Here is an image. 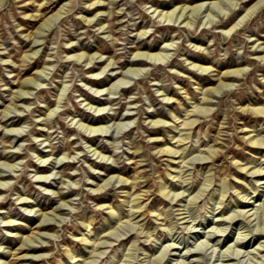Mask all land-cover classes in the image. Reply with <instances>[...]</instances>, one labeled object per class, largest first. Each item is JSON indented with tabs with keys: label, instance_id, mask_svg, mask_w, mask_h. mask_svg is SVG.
Returning a JSON list of instances; mask_svg holds the SVG:
<instances>
[{
	"label": "rangeland",
	"instance_id": "obj_1",
	"mask_svg": "<svg viewBox=\"0 0 264 264\" xmlns=\"http://www.w3.org/2000/svg\"><path fill=\"white\" fill-rule=\"evenodd\" d=\"M0 1V114L12 108L0 123V164H17L3 172L8 177L3 180L7 188L0 193V264H63L70 255L76 257L71 264L86 259L94 264H127L134 255L131 264H264V145L249 143L264 137V115L243 111L264 107V61L257 58L264 53L254 50L257 43L258 50L264 47V4L247 15L242 11L257 0L249 6L242 0L223 5L221 0H188L190 7L218 3L203 9L195 24L188 25V20H167L160 14L186 4L184 0ZM61 9L64 12L39 39L43 45L35 47L36 31ZM143 31L147 34L139 38ZM172 39L175 44L165 52L167 58L135 67L146 72L114 77L132 67L136 52H147L148 47L159 52ZM36 50L35 58L25 62L24 56ZM83 53L96 57L91 68L84 59L72 57ZM107 59L116 64L96 79ZM191 63L213 71L205 75L190 70ZM239 68L246 69L240 79L225 80L231 86L223 87L213 104L201 105L206 103L204 92L218 88L225 71ZM34 78L30 99L18 103L14 97L21 84ZM117 79L123 82L112 93L96 92L110 88ZM92 100L107 109L101 113L90 109ZM197 105L212 111L191 117L195 124L181 131L186 114ZM127 113L133 114L131 125L112 126L114 115ZM9 117H14L8 122H16L15 126L5 124ZM97 117L104 119L101 125H111L109 132L94 134L87 128L86 119ZM42 119L47 120L44 127ZM158 119L165 124L152 127L150 122ZM8 129L22 135L14 138L6 134ZM185 133L189 139L179 142ZM167 147L179 151L177 156L185 148L184 158L157 153ZM210 148L219 150L218 156L203 160ZM95 149L105 157L94 155ZM47 157L50 160L42 162ZM45 175H51L52 187L38 183V177ZM118 176L127 180L125 187L115 182ZM111 177L114 184L92 192ZM223 181L230 189L221 199ZM164 184L169 199L179 194L171 204L159 190ZM138 197L139 212H130L128 203ZM24 198L31 204L23 205ZM62 202L67 206L58 211ZM108 205L122 210L113 232L118 238L102 227ZM43 214L53 220L40 229ZM11 220L16 225L8 227ZM135 222L139 226L131 230L127 223ZM37 233L45 235L46 248L19 250L24 239ZM87 234L96 248L105 243L94 254H89L93 247L80 241Z\"/></svg>",
	"mask_w": 264,
	"mask_h": 264
},
{
	"label": "bare ground",
	"instance_id": "obj_2",
	"mask_svg": "<svg viewBox=\"0 0 264 264\" xmlns=\"http://www.w3.org/2000/svg\"><path fill=\"white\" fill-rule=\"evenodd\" d=\"M59 1V0H58ZM181 2V0H178V2ZM243 2L241 3V4H244V5H246V6H249L253 1H256V0H242ZM114 2H115V0H114ZM166 2V1H165ZM184 2H186V4H182V6H178V7H176L175 9H173L172 11H167V12H165V11H161V15L163 16V18H166L167 20L169 19V20H173V19H175V20H177V21H181L182 20V22H184L185 20H188V21H186L187 22V24L188 25H193V23L195 22V18H197V16H199L201 13H203L202 12V10L203 9H207V10H210V8H209V6H211L212 5V7L214 8V6L213 5H215L216 6V4H218V3H222V5L223 4H227V2H229V0H221L220 2H218V3H216V2H210V3H207V2H202V3H200V4H198V5H196V6H192V7H190L189 5H187V3H188V0H184ZM233 2V1H232ZM230 3V2H229ZM235 3V2H234ZM0 4H1V1H0ZM98 4V2H95V3H93L92 5H97ZM260 4H264V0H257V2L254 4V5H252L251 7H249V8H247V9H245L244 11H242V12H245L247 15L248 14H250L252 11H255V9L260 5ZM234 5V4H233ZM170 5H167V7H169ZM235 6L237 7V6H239V3H235ZM262 6V5H261ZM98 7V6H97ZM219 7V6H218ZM100 8V7H99ZM212 9V8H211ZM220 9V8H219ZM221 10V9H220ZM157 11V10H156ZM212 11V10H211ZM222 11H224V10H222ZM258 11V10H257ZM256 11V12H257ZM64 12V10L63 9H61L58 13H56L55 15H53V16H51L50 18H48L43 24H41V26L39 27V29L36 31V33H35V35H36V37H35V41H34V45H35V47H37V46H41V45H43L42 43H41V40H39L40 38H42L43 36H44V31H46L47 29H48V27H49V25L52 23V21L54 20V19H56V18H58V17H60L61 16V14ZM87 12V11H86ZM96 12V11H95ZM158 12V11H157ZM206 12V11H205ZM209 12V11H208ZM216 12H218V10L216 11ZM97 13V12H96ZM212 13V12H211ZM219 13V12H218ZM94 14V13H93ZM213 15V14H212ZM161 16V17H162ZM210 16V14L208 15V17ZM215 16V15H214ZM250 16V15H249ZM246 17V15L244 16V18ZM201 18V17H200ZM243 18V19H244ZM105 19V18H104ZM198 19H199V17H198ZM211 20V19H210ZM240 20V19H239ZM89 23H91L93 20H87ZM176 21V23H178ZM212 21V20H211ZM242 21V20H241ZM241 21L240 22H238V23H236L233 27H231L226 33H230V32H232L240 23H241ZM208 22V21H207ZM242 23H243V21H242ZM184 24V23H183ZM195 24V23H194ZM214 24H216V23H214ZM181 25V24H180ZM213 25V24H212ZM225 26V25H224ZM101 28V27H100ZM105 28V26H103L101 29H104ZM186 28V27H185ZM49 29H50V27H49ZM49 31V30H48ZM147 34V31H143V32H141L140 34H139V38H142V37H144L145 35ZM257 41V40H256ZM174 44H175V42H174V39H172V42L171 43H166L162 48H160V51L159 52H155V51H153V48L152 47H148V51L147 52H140V51H138V52H136L135 54H134V57H135V60H133L132 61V63L130 62V65L132 66L131 68H129V70L127 71V72H120V73H118V72H116L115 74H114V77L115 78H118L119 76H124V75H127L128 73H132V74H138V73H141V72H146V69H143V68H135L136 66H143V65H149L150 64V62L149 61H154V63H155V61H157V60H163V59H165V58H167L168 57V55L167 54H165V52H167V51H169V50H172V47L174 46ZM140 46V45H139ZM143 47V46H142ZM258 47H260V44H256V46H254V50H255V52L256 53H264V47H262V49L260 48V50H258L257 48ZM139 48V47H138ZM159 48V47H158ZM196 49H198V51L200 52V51H202V48L201 47H196ZM207 49V48H206ZM204 50V49H203ZM38 52H39V50H36L34 53H32V54H30V55H25L24 56V61L25 62H29L30 61V59H34L35 58V56L38 54ZM203 52V51H202ZM209 54V53H208ZM255 55V54H254ZM73 58H77L78 60H83L84 59V62H86V65L88 66V68H91L89 65H91L92 63H94V59L96 58L95 56H91V55H86V54H79V55H75V56H72ZM261 62H263L264 61V55L263 56H259V57H257ZM71 59V58H70ZM101 59H103V57L101 58ZM77 61V60H76ZM169 61V60H168ZM104 64L106 63V65L104 66V69L100 72V73H98V74H96V75H94L95 76V78L96 79H100L99 77H100V75H102L108 68H110V67H112L113 65H115L116 63H115V61H112V60H109V59H107V60H104V62H103ZM191 65H192V67H191V69L190 70H193V71H200L201 73H206L205 75H207L208 73H210L211 71H213L212 70V68H210V67H203V66H199V65H197V64H193V63H191ZM238 66V65H237ZM47 70H48V68H46ZM98 69V68H97ZM50 70V69H49ZM44 71H45V69L44 70H42V71H40L39 72V78H41V74H43L44 73ZM246 71V69L245 68H239V69H236V70H228V71H225L224 73H223V75H222V78L220 79V80H222L221 81V83L219 84V86H218V88H210V89H207L205 92H204V94H203V97H202V101L203 102H206V103H202L201 105H207V106H209L210 104H213L214 102H213V98H215L217 95H219V93L222 91V88L223 87H227V86H231L229 83H226L225 82V80H238V79H240L239 77L242 75V73L243 72H245ZM96 72V71H95ZM132 76H134V75H132ZM37 77V78H38ZM127 77V76H126ZM128 77H130V75H128ZM45 78V77H44ZM92 79V78H91ZM39 80V79H38ZM123 82V80L122 79H117V81L116 82H114L113 84H112V86L110 87V88H108V89H105V88H100L99 90H97L96 92L97 93H99V94H102L103 95V93L106 91V90H108L109 91V93H112V91L115 89V88H117L118 86H120V84ZM97 85H101L100 83H96ZM36 85V78H34V79H28V80H26L25 82H23L22 84H21V89H19L18 91H17V95H15V97H14V99L19 103V102H27L30 98L28 97V95L30 94V89H32V88H35L34 86ZM234 85V84H233ZM166 96V95H165ZM165 99L167 100V101H169L170 100V98H166L165 97ZM188 100V99H187ZM94 102V103H93ZM101 101H95V100H92L90 103H89V105H90V109H94L95 108V111H97V113H101L102 111H105L106 109H107V107L106 106H100L101 105V103H100ZM95 104H97L98 106L97 107H94L95 106ZM15 107H21V106H19L17 103L16 104H13ZM88 105V104H87ZM88 105V106H89ZM183 105V104H182ZM207 106H200V105H197V106H195V107H193L194 109L189 113V114H186V116H187V118L186 119H184V121H183V124H182V126H183V128L181 129V131H185V130H190L191 129V127L195 124V122H196V119H190L191 117H205V116H208L209 115V113L212 111V108H210V107H207ZM20 110V109H19ZM12 111V108L11 107H8V108H6L4 111H2L1 112V114L0 115H2V118H1V120H0V123H2L3 121H4V119L5 118H7L8 116H9V113ZM243 111L244 112H247V113H252V114H254V115H264V107H261V108H253V109H250L249 107H247V108H244L243 109ZM13 113V112H12ZM53 113V112H52ZM132 113H127L125 116H116V115H114L113 117H112V119H111V121H113L114 123L112 124V126H114V127H116V128H122V127H128L129 125H131V123H132V121H131V117H132ZM173 115V114H172ZM174 116V115H173ZM14 117H16V116H14ZM14 117H9L8 118V120H6V122H5V124L6 125H10V126H15V124H16V122H14V121H11L10 123L8 122V121H10L12 118H14ZM174 119L176 118V117H173ZM126 120H129V122H124V121H126ZM46 119H42L41 121H40V123L42 124L41 126L42 127H44L45 126V124H46ZM86 121L88 122V125H86L87 126V128L88 129H90V131L92 132V133H94V134H96V133H99V132H109V130H110V128H111V125H101V124H105V121H104V119H101L100 117H97L95 120H91V119H86ZM119 121V122H118ZM8 122V123H7ZM108 122V121H107ZM4 123V122H3ZM123 124H126V125H124L123 126ZM150 124H151V126L152 127H158L159 128V125H161V124H165V122H163V120L162 119H158V120H152L151 122H150ZM82 126V125H81ZM115 128V129H116ZM176 129H179L178 127H175ZM41 131H43V130H41ZM87 131V130H86ZM115 131V130H114ZM6 134L7 135H12V136H14V138H19L20 136L19 135H22L21 134V132L20 131H18L17 129H8L7 130V132H6ZM95 136H97V135H95ZM183 136H185L184 138L182 137L180 140H179V142H185V141H187L188 139H189V133H185ZM22 137V136H21ZM175 137L176 136H174L172 139H170L171 141L172 140H174L175 139ZM9 138V137H8ZM24 138V137H23ZM248 139H250V138H248ZM11 140V139H10ZM218 140H221V137H220V135H219V137L217 138V141ZM159 141V140H158ZM171 141H170V143H171ZM250 142V144L252 145V146H261L262 147V145H264V137H260V135H259V138H258V136H257V138H255V139H252V140H249ZM217 143V142H216ZM220 144V143H219ZM21 148V147H20ZM253 148V147H252ZM89 150V149H88ZM180 151H182L181 152V154L179 155V156H177V154L179 153V151H177V150H174V149H172V148H170V147H167L166 149H161V150H159L157 153L158 154H166V153H168V154H172L173 156H174V158H175V156H176V158L177 157H182V158H184L183 156L185 155V148L184 149H182V150H180ZM94 155H96V154H99L98 155V157H102V158H104L105 156L104 155H101V153H99L98 151H97V149H95L94 150ZM219 150H213V149H209V151H208V156L207 157H203V160H205V159H208V158H211V159H214L215 157H217L218 156V154H219ZM9 153V152H8ZM1 155V154H0ZM14 156V155H13ZM54 156V155H53ZM204 156V155H203ZM50 158L51 157H47L46 159H44L42 162H44V163H46L47 161H49L50 160ZM65 158V157H64ZM137 158V157H136ZM66 159V158H65ZM68 159V158H67ZM70 159V158H69ZM64 159H61V160H57V162H56V164L55 165H58V163H60L61 161H63ZM175 162V161H174ZM65 163V162H64ZM175 163H177V162H175ZM173 164V163H172ZM16 165L17 164H13V165H9V164H6V163H1L0 164V170H2V171H0V193L4 190V188H7L6 186H7V182H4L3 180L6 178V177H8V176H6V175H3V172H8V169H14L15 167H16ZM237 165V164H236ZM60 166V165H59ZM169 166H172V165H169ZM240 166V165H239ZM238 166V167H239ZM61 167H63V165L62 166H60L59 168H61ZM56 167H54V169H55ZM62 169V168H61ZM169 169V168H168ZM241 170H244V168H240ZM246 170V169H245ZM40 171V170H39ZM42 171H44V170H42ZM13 172V171H12ZM256 172H258V171H254V172H252V173H254V174H256ZM54 173V172H53ZM57 173H60L59 171L57 172ZM10 175V174H9ZM169 176H170V173L168 174ZM238 176V175H237ZM50 177H51V175H45V176H40V177H38V183H40V184H42V185H46V186H49V187H52V183L48 180V179H50ZM115 177H111V178H109L108 180H106V182L102 185V186H99L98 184H96V186H98V188L97 189H95V190H92V192H102L103 190H105L107 187H109L110 186V184H114L115 182H117V183H122V185H121V187H125V185H123V183H125V182H127V180H125V179H123L122 177H117L118 179H117V181H115V182H113L112 180L114 179ZM59 179H61V178H59ZM104 179V178H103ZM113 182V183H112ZM207 182H209V183H211L212 181H211V179H209V180H207ZM93 183V182H92ZM144 183V182H143ZM168 184V183H167ZM232 185V184H231ZM167 185L166 184H164V185H161L160 187H159V190H160V192H161V195H162V197H164L165 199H167L168 200V202H169V204H171L170 202H172V201H174L176 198H178L179 197V194L178 195H173L172 196V198H170L169 199V195H171V194H169L170 192H167ZM206 189H207V187H206ZM229 189H230V186H229V184H227L225 181H223L222 183H220V193H219V196L221 197V199H224L225 198V196H226V194H227V192L229 191ZM203 192H205V190L204 191H202L201 192V194H200V196H203ZM132 193V192H131ZM53 194H55V193H53ZM135 195H137V194H135ZM153 195V194H152ZM131 196V195H130ZM156 196V195H155ZM59 198H60V200H62L63 198H64V196L61 194V193H59V196H58ZM137 197V196H136ZM199 197V196H198ZM132 198V197H131ZM138 199H140V197H138V198H135V199H133L132 201H130L128 204H129V208H130V212H133V213H137V212H139L138 210H140V204L137 202L138 201ZM21 201H23V202H21L23 205H29V204H31V202H29V201H27V199H21ZM192 202V201H191ZM190 202V203H191ZM2 203V202H1ZM0 203V204H1ZM57 203V202H56ZM130 203H132V205L130 206ZM223 203V202H222ZM67 206V204L65 203V202H62L61 204H60V206L58 207V211H63V210H65V207ZM126 206H128V205H126ZM102 207H104V206H102ZM108 208H109V211L107 212V214H108V217L105 219V222H104V224L102 225V227H105L106 229H108L109 230V233L108 234H110V236H116V238H118L119 237V235H117V233H113V232H115L116 230H117V221H118V217L122 214V210H121V208H119V210L118 211H114V208H115V206H112V205H108L107 206ZM39 210V209H38ZM250 211H252V210H250ZM31 212H32V210H31ZM124 212V211H123ZM241 212V211H240ZM128 213V212H127ZM132 213V214H133ZM249 214V213H248ZM35 215V214H34ZM52 215L53 216H57L55 213H52ZM130 215V214H129ZM136 216V215H135ZM132 217H134V216H132ZM243 217V216H242ZM118 218V219H117ZM223 218V217H222ZM41 221H40V223H39V225H38V228H40V229H42V228H45V227H49L51 224H50V221H52L53 219H50L46 214H43L42 216H41ZM62 219V218H61ZM116 219H117V221H116ZM217 219V218H216ZM217 221H219V220H217ZM221 221V220H220ZM137 222V221H136ZM127 223V226L128 227H130V229L131 230H134L135 229V226H139V225H134V224H137V223ZM8 224V227L12 224V225H16V223H15V221H8L7 222ZM175 223V222H174ZM88 226V225H87ZM140 229V228H139ZM143 229V228H142ZM127 230V229H126ZM129 231V230H128ZM142 234H143V232H142ZM95 235H97V234H95ZM94 235V236H95ZM16 236V234H13L12 236H10V237H15ZM19 237V236H18ZM93 237V236H92ZM90 237L88 236V234L87 235H84V237L83 238H81L80 239V241L82 242H84L85 243V245L86 246H88V247H93V251H90L89 252V254H94L95 253V251H96V249L98 248V246L100 245H104L105 243L104 242H102V243H99L98 244V246H97V248H96V245H95V243H93V239L91 240V239H89ZM43 239H45V235L43 234V233H37L35 236H33V237H28V238H26V239H24L23 241H22V245H21V247H20V249L19 250H21V251H24V252H29V251H37V250H42V249H44V248H46V246H44V243H45V241H43ZM99 239V238H98ZM238 243V242H237ZM36 244H41L40 246H37ZM92 244V246H90ZM1 248V247H0ZM95 248V249H94ZM134 249V248H133ZM132 249V250H133ZM131 250V249H130ZM164 252V251H163ZM10 253V252H9ZM102 253L103 252H100V253H96V255L95 256H99V255H102ZM74 255V254H73ZM229 256V255H228ZM26 257V255H24L23 256V258H25ZM137 257V256H136ZM135 257V255L134 256H132V257H128V259L126 260V262H127V264H131V262H130V260L131 259H135L136 258ZM27 258V257H26ZM38 258H39V256H38ZM74 258H76L75 256H68L67 257V259H66V262L65 263H63V264H71V260L72 259H74ZM33 259V258H32ZM27 260V259H26ZM87 260V259H86ZM84 261L83 263H81V264H94L95 263V261L93 260V261H90V262H87V261ZM125 262V263H126ZM34 263V262H33ZM73 263V262H72Z\"/></svg>",
	"mask_w": 264,
	"mask_h": 264
}]
</instances>
